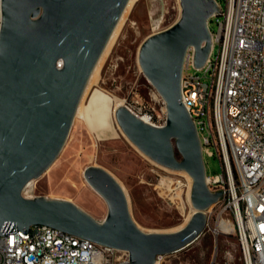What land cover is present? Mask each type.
Listing matches in <instances>:
<instances>
[{
  "label": "water",
  "instance_id": "obj_1",
  "mask_svg": "<svg viewBox=\"0 0 264 264\" xmlns=\"http://www.w3.org/2000/svg\"><path fill=\"white\" fill-rule=\"evenodd\" d=\"M129 2L1 0L0 235L18 230L26 235L32 226H48L128 251L130 264H156L159 256L187 248L204 232L207 211L224 190L211 192L207 185L202 144L184 106L182 78L190 50L196 69L210 56L209 20L221 13L215 0H180L178 20L140 47L139 65L165 103V124L147 123L128 106L116 111L119 127L145 156L190 176L195 212L187 225L167 233L141 230L122 185L98 166L87 167L84 177L107 204L102 222L66 200L23 196L62 152L90 78Z\"/></svg>",
  "mask_w": 264,
  "mask_h": 264
},
{
  "label": "built area",
  "instance_id": "obj_2",
  "mask_svg": "<svg viewBox=\"0 0 264 264\" xmlns=\"http://www.w3.org/2000/svg\"><path fill=\"white\" fill-rule=\"evenodd\" d=\"M215 1L221 12L213 16L218 30L211 32V53L201 68L210 82L189 74L195 67L193 49L182 78L184 106L195 120L204 161L217 157L222 168L219 175L207 174L210 191L224 194L207 211L201 237L209 231L235 233L243 264H264V0H224V7ZM1 22L0 0V27ZM23 196L28 198L25 190ZM115 253L121 255L113 259ZM130 262L128 251L48 226H32L26 235L21 230L0 235V264Z\"/></svg>",
  "mask_w": 264,
  "mask_h": 264
},
{
  "label": "rangeland",
  "instance_id": "obj_3",
  "mask_svg": "<svg viewBox=\"0 0 264 264\" xmlns=\"http://www.w3.org/2000/svg\"><path fill=\"white\" fill-rule=\"evenodd\" d=\"M218 3L225 6L224 0ZM180 14V0H139L127 14L116 45L101 66L100 89L124 101L135 114L151 117L150 121L158 126L166 121L165 103L143 74L139 51L149 36L172 26ZM217 18L209 20L212 33L218 30ZM213 54H217V48ZM189 74L210 82L211 76L205 75L204 70L191 67ZM205 164L208 175L222 173L217 157H205ZM90 166L104 168L122 185L131 216L143 231L172 232L193 214L184 176L165 171L139 151L121 130L115 139L96 141L79 118H75L55 163L35 180L33 192L28 194L72 202L102 222L108 208L84 177L85 169ZM215 224L213 220V227ZM120 255L115 253L112 258ZM160 264H243V261L235 233L217 235L209 231L187 248L164 255Z\"/></svg>",
  "mask_w": 264,
  "mask_h": 264
},
{
  "label": "bare ground",
  "instance_id": "obj_4",
  "mask_svg": "<svg viewBox=\"0 0 264 264\" xmlns=\"http://www.w3.org/2000/svg\"><path fill=\"white\" fill-rule=\"evenodd\" d=\"M138 1L139 0H130V2H129V4H128V6H127V8L123 14V17L121 18L119 24L117 25V28L115 29V31H114V33H113V35H112V37L108 43L103 55L101 56L97 66H96V68H95V70H94V72L90 78V81L87 85V88H86L84 94H83L82 100L79 104V108L77 110V114L75 117V118L81 119L86 124L89 131L94 135V137L96 138V141H98V142L99 141L103 142L106 140L115 139L116 136L120 134L121 128L119 127L117 120H116V111H117L118 107L125 106V104H124V101H118L111 94L100 89L101 66H102L103 62L112 53V50H113L114 46L116 45V42L119 38L120 31H121V28H122V25L124 23L125 18L127 16V14L135 7V5L137 4ZM139 117H141L147 123H152L149 120L148 116H139ZM121 132L123 133L122 130H121ZM162 168L169 173H172L175 175H182L187 179V181H188V194L187 195H188V199H189L191 197V187H192V180H191L190 176L185 172L172 171V170H169V169L164 168V167H162ZM34 182H35V180L31 181L27 185V187L25 188V194L28 195L27 196L28 198H32V196H30V194H28V193L33 192L32 186H33ZM171 184H172V182H169V185H171ZM93 191L96 192V194L100 196V194L97 191H95L94 189H93ZM190 201H191V198H190ZM194 212H195V209L193 208V213ZM191 217L190 216L187 217L185 223L183 225H181L177 230L174 229V231H172V232H176V231L183 229L187 225V223L189 222ZM224 226H225L224 223H220L219 227H224ZM156 264H160V261L158 259H157Z\"/></svg>",
  "mask_w": 264,
  "mask_h": 264
},
{
  "label": "trees",
  "instance_id": "obj_5",
  "mask_svg": "<svg viewBox=\"0 0 264 264\" xmlns=\"http://www.w3.org/2000/svg\"><path fill=\"white\" fill-rule=\"evenodd\" d=\"M177 155L179 156V154L177 153Z\"/></svg>",
  "mask_w": 264,
  "mask_h": 264
}]
</instances>
